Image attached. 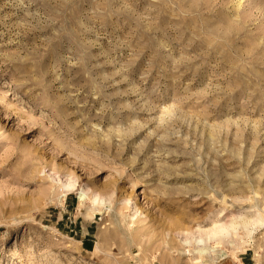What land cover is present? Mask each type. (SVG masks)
<instances>
[{
    "label": "rangeland",
    "instance_id": "rangeland-1",
    "mask_svg": "<svg viewBox=\"0 0 264 264\" xmlns=\"http://www.w3.org/2000/svg\"><path fill=\"white\" fill-rule=\"evenodd\" d=\"M0 264H264V0H0Z\"/></svg>",
    "mask_w": 264,
    "mask_h": 264
},
{
    "label": "bare ground",
    "instance_id": "bare-ground-1",
    "mask_svg": "<svg viewBox=\"0 0 264 264\" xmlns=\"http://www.w3.org/2000/svg\"><path fill=\"white\" fill-rule=\"evenodd\" d=\"M82 196H85L86 197V195L85 194H83ZM226 231L225 229H221L220 231ZM218 232V231H217ZM214 235V237H216L217 236V234H213ZM214 252V251H213Z\"/></svg>",
    "mask_w": 264,
    "mask_h": 264
}]
</instances>
